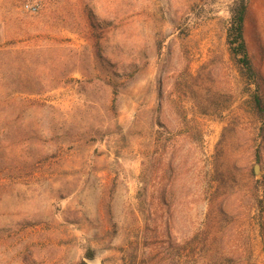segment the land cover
Here are the masks:
<instances>
[{
    "label": "rangeland",
    "instance_id": "rangeland-1",
    "mask_svg": "<svg viewBox=\"0 0 264 264\" xmlns=\"http://www.w3.org/2000/svg\"><path fill=\"white\" fill-rule=\"evenodd\" d=\"M234 1L0 0V264H185L164 188L228 194L264 264V198L249 200L264 137L226 45ZM247 1L264 94V0ZM207 93L232 105L223 118L199 112ZM187 195L168 224L182 238L206 210Z\"/></svg>",
    "mask_w": 264,
    "mask_h": 264
},
{
    "label": "trees",
    "instance_id": "trees-1",
    "mask_svg": "<svg viewBox=\"0 0 264 264\" xmlns=\"http://www.w3.org/2000/svg\"><path fill=\"white\" fill-rule=\"evenodd\" d=\"M247 10V0H235L233 2L229 9L230 18L225 31V40L230 57L243 86L242 92L246 97L245 105L256 121L258 135L263 138V78L252 63L245 40ZM191 79L196 80L194 77ZM194 100L196 102V98ZM197 107L202 115H209L221 119L224 113L232 108V105L223 106L220 96L216 95V93H207L199 98ZM187 134L192 135L190 130L187 131ZM162 153L165 154L164 145H162ZM170 157H173V155L171 154ZM146 159L149 163L146 161L142 163L145 176L142 188V194L144 196L142 204L144 206L145 196L148 193V182L151 177L150 168L152 166L151 159L148 156H146ZM167 168L170 170L171 164H168ZM165 184L166 182L163 183V185ZM253 189H258V187L255 188L253 183H251L249 200L252 198L255 203V208L258 212H261L263 209V191ZM186 195L182 196L178 190H166L165 188L161 192L162 206L164 208V214L166 215L164 222L166 224V231L164 235L166 241L175 249L179 257L181 253L186 252L185 257L187 258L185 259V264H255L252 238L249 236L246 243L245 240L244 243L242 240L244 230L240 224V219L245 216V211L240 207L232 208L228 194L219 196L216 193L209 194L207 190H197L193 193L189 192L187 197L191 198L192 202L202 201L206 204L203 218L189 236L182 238L181 235H176L174 230L170 233L168 224L171 223L172 227H174V225L176 226V221H179L176 209L177 200L183 202ZM157 219L158 217L154 221L157 222ZM196 246L200 247L198 252L196 251ZM85 259L92 260L93 252H87ZM162 261L163 259H160L157 264H161Z\"/></svg>",
    "mask_w": 264,
    "mask_h": 264
},
{
    "label": "water",
    "instance_id": "water-1",
    "mask_svg": "<svg viewBox=\"0 0 264 264\" xmlns=\"http://www.w3.org/2000/svg\"><path fill=\"white\" fill-rule=\"evenodd\" d=\"M254 173L256 176H259V167L258 166H255Z\"/></svg>",
    "mask_w": 264,
    "mask_h": 264
},
{
    "label": "built area",
    "instance_id": "built-area-1",
    "mask_svg": "<svg viewBox=\"0 0 264 264\" xmlns=\"http://www.w3.org/2000/svg\"><path fill=\"white\" fill-rule=\"evenodd\" d=\"M31 11H34V8L33 9L31 8Z\"/></svg>",
    "mask_w": 264,
    "mask_h": 264
}]
</instances>
